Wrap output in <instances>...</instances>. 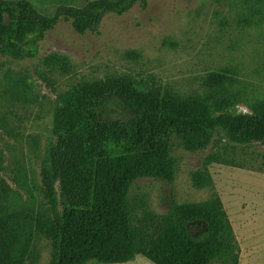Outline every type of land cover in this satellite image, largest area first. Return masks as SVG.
I'll return each mask as SVG.
<instances>
[{"label": "trees", "instance_id": "1", "mask_svg": "<svg viewBox=\"0 0 264 264\" xmlns=\"http://www.w3.org/2000/svg\"><path fill=\"white\" fill-rule=\"evenodd\" d=\"M136 1L89 0L60 5L50 15L30 0H0V53L33 57L61 18L82 34L97 30L107 13L124 12ZM44 64L69 69L68 57L58 53L46 56ZM231 80L226 72H210L205 83L217 94L206 97H183L122 76L82 81L58 93L56 140L41 168L40 190L49 211L9 209L10 187L0 179V264H25L17 249L24 223L51 240L48 264L125 263L137 255L153 264H239L234 227L217 194L200 202L173 199L153 230L134 223L129 199L138 178L175 179L174 138L189 151L205 150L216 133L240 143L264 142V101L250 112H233L236 98L223 89ZM114 98L128 116L103 117ZM219 161V155H207L192 173L193 185L211 186L208 166Z\"/></svg>", "mask_w": 264, "mask_h": 264}, {"label": "rangeland", "instance_id": "2", "mask_svg": "<svg viewBox=\"0 0 264 264\" xmlns=\"http://www.w3.org/2000/svg\"><path fill=\"white\" fill-rule=\"evenodd\" d=\"M30 1L52 15L60 5L89 0ZM54 53L68 57V71L44 64ZM214 71L232 77L223 89L236 98L233 112H250L264 101V0H138L124 12L107 13L95 31L78 33L61 18L33 57L0 53V179L10 187L5 205L20 212L28 206L49 211L40 190L41 168L56 140L58 93L82 81L122 76L183 97H206L217 94L205 83ZM102 114L129 115L116 98ZM210 153L222 161L208 166L213 184L197 188L192 173ZM172 156L177 169L172 182L142 177L131 187L134 223L153 230L173 199L200 202L217 194L234 227L239 264H264V142L240 143L216 133L208 148L189 151L174 138ZM23 226L17 249L25 264H48L51 240L31 224ZM114 264L153 263L137 255Z\"/></svg>", "mask_w": 264, "mask_h": 264}]
</instances>
